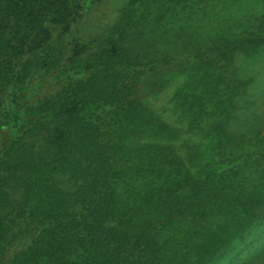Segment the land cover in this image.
<instances>
[{
  "label": "trees",
  "instance_id": "1",
  "mask_svg": "<svg viewBox=\"0 0 264 264\" xmlns=\"http://www.w3.org/2000/svg\"><path fill=\"white\" fill-rule=\"evenodd\" d=\"M79 10V0H0V130H8L17 145L28 132L40 136L38 154L13 163L23 173L11 176L22 188L18 208L29 211L30 221L21 239L14 233L10 241L0 225V264H219L235 258L240 246L264 233V140L256 143L251 131L231 126L236 98L249 84L237 75L236 57L264 50V34L224 37L197 50V79L209 94L206 105L197 96L182 106L193 112L187 132L195 133L199 122L211 126L201 127L203 152L190 144L185 153L144 146L138 172L128 166L124 173L114 167L122 150L117 131L107 130L99 114L92 118L108 105L120 117L117 109L126 105L129 124L151 130L147 113L128 98L125 67L117 69L124 60L120 41L109 40L95 58L72 60L62 72L72 70L73 76L60 90L32 96L60 62L48 24L64 33ZM25 52L41 57L13 70V59ZM10 143L0 136V153ZM125 153L135 160L133 148Z\"/></svg>",
  "mask_w": 264,
  "mask_h": 264
},
{
  "label": "rangeland",
  "instance_id": "2",
  "mask_svg": "<svg viewBox=\"0 0 264 264\" xmlns=\"http://www.w3.org/2000/svg\"><path fill=\"white\" fill-rule=\"evenodd\" d=\"M79 3V15L66 32H61L62 27L57 24H48L51 30L49 44L55 49L53 53L61 52L60 65L56 63L43 77L32 96H47L60 90L68 81V74L73 76L72 70L62 72L71 67L72 60L104 54L109 40L116 39L124 51V60L117 69L125 67L122 80L132 88L128 98L134 108L147 113L151 133L142 126L137 128L129 124L132 116L126 105L117 109L120 117L112 116L114 105L95 110L92 118L99 114L107 130L117 131L114 139L118 142L120 139L122 150L116 156L114 167L125 173L131 166L138 172L144 161L138 154L144 146L169 145L185 153L188 150L186 144H190L195 149L202 148L203 152L207 139L201 135V127L207 130L211 126L207 121L199 122L192 130L195 133L187 132L189 116H193V112L182 106L184 101L189 104L197 96H202L206 105L209 94L197 79L202 71L197 69L201 61L196 52L198 49L204 51L209 44L246 32L264 34V0H79ZM40 54L25 52L14 58L11 66L13 70L19 69L23 61L32 63L41 57ZM236 66L237 75L248 80L249 84L246 93L236 98L231 126L236 130L251 131L249 136L260 143L264 140V50L250 57L238 55ZM2 67L0 65L1 75L4 74ZM2 89L5 86L0 83V110L5 95ZM197 108L194 105L193 109ZM172 130L178 134L170 137L154 134ZM8 135V130H0L2 143L10 141L13 144L12 148L0 153V225L7 230L1 231L5 233V241H10L14 233L21 239L20 233L30 221L29 211L22 213L18 208L22 188L11 176L14 171L21 172L15 166L12 168L13 163L24 164V160L29 159L27 157H34L40 150V136L33 132L26 133L19 145ZM131 148L136 153L133 161L128 160L125 153ZM120 157L122 160L118 164ZM135 162L136 167H133ZM3 195L4 201L1 200ZM219 264H264V233L248 247L240 246L235 258L224 259Z\"/></svg>",
  "mask_w": 264,
  "mask_h": 264
}]
</instances>
